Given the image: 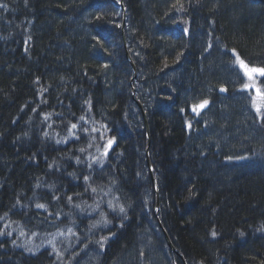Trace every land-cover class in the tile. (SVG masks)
Instances as JSON below:
<instances>
[{
  "label": "trees",
  "instance_id": "1",
  "mask_svg": "<svg viewBox=\"0 0 264 264\" xmlns=\"http://www.w3.org/2000/svg\"><path fill=\"white\" fill-rule=\"evenodd\" d=\"M0 3V264H264V0Z\"/></svg>",
  "mask_w": 264,
  "mask_h": 264
},
{
  "label": "snow or ice",
  "instance_id": "2",
  "mask_svg": "<svg viewBox=\"0 0 264 264\" xmlns=\"http://www.w3.org/2000/svg\"><path fill=\"white\" fill-rule=\"evenodd\" d=\"M5 7H6L5 4L0 3V8H5ZM236 61H237V70L242 74V77L246 78V80H247V82L243 84V90H254V92H255V98H254L255 111H256L257 115L261 117V119H264V91H262L259 88H256V86H255L256 78L258 76L264 77V67H256V66L250 65L247 62H245L243 59H241L239 56H236ZM221 90L225 91V89H221ZM208 103L209 102L207 100H203L199 103H196V104L192 105L191 111L194 114L199 115L200 111L207 107ZM181 111H183V109ZM80 120L84 121L85 123L87 122L85 120L84 116H81ZM102 127L106 128V126H102ZM188 127H191V125L189 124ZM73 129H77L76 124H72L69 131H70L71 135H73L76 139H79V137L76 136L74 132H72ZM80 130L83 131L84 133H87L89 131L87 128H81ZM92 131L96 132V131H98V129L93 127ZM101 135L103 136V133ZM60 142L61 141H57V143H60ZM64 142L66 143L67 141H64ZM114 143H115L114 138L108 139L106 141L105 150L103 152L104 156H107L108 149H110ZM81 151L83 152L84 149H81ZM79 162H80L79 159H77V163H79ZM100 166L103 167L102 162H101ZM89 167H91V165H89ZM84 180L86 183H88L89 177L85 176ZM91 192L93 194H97V189L91 188ZM107 194H108L107 192L104 193V195H107ZM68 199H69V201H71L72 198L68 197ZM106 206L113 213L118 212L119 214H121L122 218H126V209L122 204L113 203L111 201H108V202H106ZM37 207L38 208H44L45 206L42 204H37ZM77 207H79V206H77ZM88 207L91 208L92 206L89 205ZM94 211H96L99 214L100 218H99V220L96 221L95 224L92 225V227H97L100 225L107 226L109 221H108L107 215L105 214L104 210L101 208L99 202L96 203V208L94 209ZM120 226L122 227V225H120ZM23 234L24 233L21 232V235H23ZM0 235H3V233H0ZM61 235H63V233H61ZM212 235L215 236L216 233L213 231ZM106 239H107V237H102L101 240L97 241V243H99L100 246L103 247L104 241Z\"/></svg>",
  "mask_w": 264,
  "mask_h": 264
},
{
  "label": "bare ground",
  "instance_id": "3",
  "mask_svg": "<svg viewBox=\"0 0 264 264\" xmlns=\"http://www.w3.org/2000/svg\"><path fill=\"white\" fill-rule=\"evenodd\" d=\"M120 7L122 8V10L123 11H125V7H124V0H120ZM126 11L124 12V25H123V31H125V27H126V25H125V20H126ZM122 36H123V40L124 41H126V35H125V33H122ZM12 37H13V39H14V41H13V43H15L16 42V45L19 43V41H20V36H17V35H12ZM31 45L33 46V42L32 41H29V46L31 47ZM34 48V47H33ZM31 53L33 52V49L30 51ZM127 56H129L130 58H131V60H132V62H130L128 59H127V61H128V63L131 65V67H132V71H133V74H134V80H133V82L135 81V79H137V77L139 76V68H137V66H136V64L134 63V61H133V59H132V57L130 56V54L127 52V54H126V57ZM138 75V76H137ZM222 91V90H221ZM137 93H136V90L133 88V90H132V97H133V99H134V101L136 102V105L139 107V110H140V112L142 113L141 115H143V119L145 120V128H146V131L148 132V136H149V125H148V122H147V115H146V110L144 109V106L140 103V102H138L137 100H136V95ZM129 132V131H128ZM35 138H33V139H31L30 140V145H32V144H34V143H36V142H38V141H41V139L39 138V137H37V136H34ZM30 145H27L25 148L26 149H24V151H23V153L25 154L27 151H32V150H34L33 148H32V146H30ZM66 150H68V147H66ZM24 156H26V155H24ZM257 169H261L260 167L259 168H257ZM62 231V233L64 232V230H61ZM162 232H163V230H162ZM164 233V232H163ZM164 235H165V233H164ZM261 238L260 237H256V238H253V240L254 241H258V240H260ZM179 254H177V256H178ZM179 258H180V260H183L184 261V257L183 256H178ZM184 264H185V261H184Z\"/></svg>",
  "mask_w": 264,
  "mask_h": 264
},
{
  "label": "water",
  "instance_id": "4",
  "mask_svg": "<svg viewBox=\"0 0 264 264\" xmlns=\"http://www.w3.org/2000/svg\"><path fill=\"white\" fill-rule=\"evenodd\" d=\"M127 59L132 62L131 58L129 56H127ZM133 63V62H132ZM224 93V91H222V94ZM150 167V166H149ZM150 173H151V176H152V182H153V186H154V189L157 191L158 189V185H157V181L153 178V175H152V169L150 167ZM158 194V193H157ZM160 208V204H159V200L157 201V209ZM166 237V240H167V243L170 247V249L174 252V253H177L175 248L173 247V245L171 244L170 240L168 239V237L165 235Z\"/></svg>",
  "mask_w": 264,
  "mask_h": 264
}]
</instances>
